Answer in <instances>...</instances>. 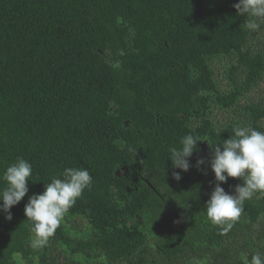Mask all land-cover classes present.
I'll return each mask as SVG.
<instances>
[{
	"label": "trees",
	"instance_id": "obj_1",
	"mask_svg": "<svg viewBox=\"0 0 264 264\" xmlns=\"http://www.w3.org/2000/svg\"><path fill=\"white\" fill-rule=\"evenodd\" d=\"M238 2L0 0V177L18 157L33 171L12 220L0 212V264L30 255L25 205L67 167L93 176L67 212L84 216L91 235L74 238L61 223L49 238L74 255L109 264H244L264 255V195L245 201L226 234L205 210L215 186L213 148L235 126L214 127L211 98L232 108L264 78V50L251 45L258 32L245 27ZM223 55L236 57L228 94L211 69ZM241 112L264 132V106ZM189 133L201 141L183 172L173 169L169 147ZM242 182L221 186L234 194Z\"/></svg>",
	"mask_w": 264,
	"mask_h": 264
},
{
	"label": "clouds",
	"instance_id": "obj_2",
	"mask_svg": "<svg viewBox=\"0 0 264 264\" xmlns=\"http://www.w3.org/2000/svg\"><path fill=\"white\" fill-rule=\"evenodd\" d=\"M233 7L238 15L246 18L245 27L250 31L260 27L257 20H264V0H239ZM232 133L231 138L212 147L210 166L215 175V186L205 204L207 221L218 227L221 234L229 232L240 218L245 201L252 199L257 193L264 195V132L251 126L236 125ZM197 141L201 140L189 133L180 139L179 146L169 147L168 159L171 160L173 169L189 171L192 167L190 158L194 152L199 151ZM128 150L132 151L130 147ZM205 163V158H199L198 170L203 172L200 166ZM32 175L31 163L18 157L0 177L4 182V186L0 188V212L5 214L6 220H12L11 209L28 194V181ZM172 176L177 181L182 178L177 171H173ZM62 177H53L51 182L45 184L43 193L33 194L25 205L26 220L31 224L30 247L33 249H40L48 244L65 214L93 184V176L83 167H67L63 170ZM229 178L243 181L235 186L234 194H229L221 186ZM244 264H264V255L257 252L250 260L244 257Z\"/></svg>",
	"mask_w": 264,
	"mask_h": 264
},
{
	"label": "rangeland",
	"instance_id": "obj_3",
	"mask_svg": "<svg viewBox=\"0 0 264 264\" xmlns=\"http://www.w3.org/2000/svg\"><path fill=\"white\" fill-rule=\"evenodd\" d=\"M260 26L261 20L256 21ZM254 32H258L257 38L252 40L253 47L256 50H264V30L260 27ZM236 61L235 55L232 56H220L215 58L212 63L213 79L217 86V89L222 94H228L231 91V81L229 79V67ZM211 110L210 120L216 129H220L229 124L239 126H250L249 120L245 114H243L242 107L250 105L252 103H260L264 106V78H262L252 89L245 92L232 108H224L220 106L215 97L211 98ZM194 120V119H193ZM261 125L264 128V119L261 121ZM211 167V166H210ZM211 175L215 176L211 170ZM62 225L69 236L74 238H88L93 229L89 221L82 215H71L66 213ZM31 240V239H30ZM30 255L23 257L16 255L14 257L15 264H109V261L105 257L88 259L83 255L72 254L66 246L60 241L55 239H49L48 244L40 249H33ZM110 264H129L127 262H114Z\"/></svg>",
	"mask_w": 264,
	"mask_h": 264
},
{
	"label": "water",
	"instance_id": "obj_4",
	"mask_svg": "<svg viewBox=\"0 0 264 264\" xmlns=\"http://www.w3.org/2000/svg\"><path fill=\"white\" fill-rule=\"evenodd\" d=\"M201 147H202V149L204 150V151H209V148H208V142L207 141H205L204 143H202L201 144Z\"/></svg>",
	"mask_w": 264,
	"mask_h": 264
}]
</instances>
